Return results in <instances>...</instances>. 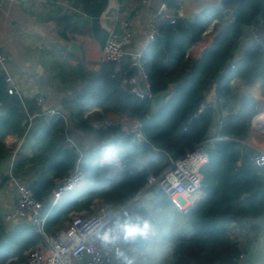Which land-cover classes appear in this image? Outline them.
Instances as JSON below:
<instances>
[{
	"label": "trees",
	"instance_id": "16d2710c",
	"mask_svg": "<svg viewBox=\"0 0 264 264\" xmlns=\"http://www.w3.org/2000/svg\"><path fill=\"white\" fill-rule=\"evenodd\" d=\"M110 0H46L50 5L47 19L56 23L58 34L70 40L69 34H83L104 45L110 31L100 17ZM123 1V0H120ZM220 8H206L193 19L175 17L172 23L161 22L155 39L139 57L147 74L151 95L169 91L164 103L153 110L151 97H140L124 83L125 73L133 63L103 62L98 71L86 69L83 62L75 66L66 61L74 55L65 46L39 50L40 62L52 80L72 90L61 110L70 114L78 126L88 128L85 111L99 107L104 113H124L141 122L143 139L113 126L98 131L120 152L119 176H109L101 165L104 150L100 146L80 164L87 182L72 190L53 205L51 196L57 181L69 175L79 155L62 141L66 128L63 116L46 117L35 98L24 97L10 88L7 75L0 71V189L9 178V171L31 188L42 202L46 219L44 230L54 232L74 211L89 209L95 199L104 205H125L146 186L147 178L159 175L172 161L194 145L204 143L207 160L200 168L202 197L184 213L189 233L177 237L172 250L173 264H237L236 259L251 252L260 235L264 218V177L252 162L254 149L246 144L253 122L262 109L260 100L250 94H237L231 84L241 79L246 85L259 80L264 96V42L245 50L239 60L235 52L244 27L264 18V0H220ZM167 6L177 8L176 0ZM231 9L234 18L216 33L210 47L199 58L188 51L200 41L213 18L223 19ZM233 67L222 75L226 65ZM132 74L127 75V80ZM215 89L216 105L207 103V95ZM238 105V108H235ZM225 115L217 123L215 136L210 130L219 110ZM23 139L13 159L8 135ZM33 149L29 156L27 151ZM121 173V175H120ZM152 207L138 209L129 205L132 217L146 218L150 210L174 206L162 191L151 200ZM180 213V212H179ZM248 225L246 242L232 238L236 228ZM41 234L24 224L9 230L0 216V264L36 246Z\"/></svg>",
	"mask_w": 264,
	"mask_h": 264
},
{
	"label": "crops",
	"instance_id": "0c3cea01",
	"mask_svg": "<svg viewBox=\"0 0 264 264\" xmlns=\"http://www.w3.org/2000/svg\"><path fill=\"white\" fill-rule=\"evenodd\" d=\"M178 3L177 8L167 7L166 13L175 16L177 12L178 17L193 19L202 10L206 8H220V0H176ZM167 0H110L107 10L100 17V22L104 28L110 32H114L116 28L128 29L133 33L131 44L127 47L128 55L121 59V63L117 66V70L121 69L122 64H126L128 56L134 60V56L141 55L146 46L150 42L151 25L153 14L158 11L161 5ZM50 12V5L46 0H3L2 7L0 8V50L6 55L8 64V74L15 82L16 88L21 96L35 98L37 106L44 110H58L64 113L66 119V128L62 141H71L72 147L79 155V162H81L100 146L108 142L98 133L101 129H95L92 121L105 120L108 118L118 120L122 117H127L124 113H113L104 111L99 107H90L85 111V118L88 128L78 126L72 119L70 114L62 111V103L69 98L72 90H63L66 85L52 80V75L49 74L45 67L40 62L39 50L44 47L50 46H65L69 51V45L72 41L78 42L80 46V54L72 53L74 56L66 62L75 66L79 62H83L86 69L98 71L103 62L102 47L98 40L88 35L83 34H69L70 40L62 38L57 30L56 23L47 19ZM234 15L218 20L213 18L208 29L204 33L202 39L196 43L189 51L188 56L196 59L201 56L203 51L210 47L214 41L217 32L222 30L227 21H231ZM262 16L256 18L257 22ZM264 42V30L255 35L249 28V25L244 27L241 42L235 52V60H239L246 49L251 45ZM1 71V70H0ZM130 79V78H129ZM128 79V80H129ZM260 81L257 80L251 85H246L241 79H234L232 85L237 94H250L254 98L260 100L264 106V96L260 88ZM128 84H130L128 82ZM131 85V84H130ZM66 88V87H65ZM42 97V104L38 103V98ZM166 96L164 97V99ZM207 103L216 105L215 89H211L207 95ZM235 108H238L236 105ZM225 111L220 109L218 116L214 119L213 126L210 130V140L218 139L215 136L217 123L220 118L224 116ZM257 123V120H256ZM257 124L251 126L246 144L264 149V134L258 129ZM8 146L13 147L14 150L18 147L19 143H23V139L16 135H8L5 139ZM113 144V143H111ZM250 146V147H251ZM252 148V147H251ZM104 150V149H103ZM120 152L116 150L115 145L112 151L104 150V156L101 159V165L109 169L110 177L119 176L121 166ZM27 154L31 156L33 149H29ZM121 175V173H120ZM153 187L148 188L146 191L152 190ZM157 195V194H156ZM130 200L128 205L132 202L138 204V209L151 208V200ZM202 197V192L196 197L195 202ZM17 201L16 195L5 186L0 189V216L9 230L24 224L29 225L27 220L14 219L6 221L5 216L14 211V206ZM100 199H95L89 209H82L74 211V213H93L95 211L103 210L105 207ZM155 211V210H154ZM180 212V213H179ZM179 215L184 216V213L178 210ZM68 217V219L70 218ZM142 219L143 217L140 216ZM66 219L65 222L68 220ZM186 219V217H185ZM64 222V223H65ZM261 231L257 240L252 245L251 251L262 254L264 252V218L260 221ZM248 225L236 228L238 234L241 231L245 234V238L240 240L242 243L247 239ZM26 253V252H25ZM24 253V256H25ZM260 258V257H259ZM22 259L17 256L13 257L4 264H20Z\"/></svg>",
	"mask_w": 264,
	"mask_h": 264
},
{
	"label": "built area",
	"instance_id": "2783aa9c",
	"mask_svg": "<svg viewBox=\"0 0 264 264\" xmlns=\"http://www.w3.org/2000/svg\"><path fill=\"white\" fill-rule=\"evenodd\" d=\"M2 3L3 0H0V8ZM167 7V3L164 2L160 9L153 14L150 41L155 39L162 21L165 19L170 20L172 23L175 21L176 16L165 12ZM249 28L255 35L260 34L264 30V18L262 17L257 22L251 23ZM132 39L133 33L128 29H123L121 35L110 32L109 38L102 47V59L106 62H120L124 56L128 55L127 47L131 44ZM139 57L140 55L134 56L133 63L138 64L147 83V88H149L147 74L143 64L139 61ZM0 70L7 75L8 86L19 93L15 82L8 74L6 55L1 50ZM127 82L131 84V90L137 96L142 98L151 96L150 91L144 93L139 89L137 80L133 75ZM42 102L43 98L39 97L38 103L42 104ZM41 113L46 117L54 115L65 117L64 113L58 110H43ZM253 124L259 125L258 129L264 134V106H262L261 112ZM92 125L95 129L118 126L127 134H135L139 140L144 138L141 132V122L129 117H122L118 120L111 118L96 120L92 121ZM65 145L72 147L71 141L68 140H66ZM20 146L21 143L13 150V159L17 151L20 150ZM249 146L251 145L249 144ZM251 147L255 151L252 155V162L259 168L264 177V149ZM102 148L106 151H112L114 144L105 143ZM206 160L207 154L204 143L194 145L184 153V157L181 156L172 161L159 175L149 176L144 190L153 187L155 184L159 185L161 191L168 196L179 211L187 212L195 203L196 197L201 193L202 175L200 168ZM9 175L5 187L15 193L17 201L14 211L7 214L5 220H27L42 236L36 246L26 251L20 264H115V249L109 250V248L102 246L97 239V233L111 228L122 235L121 225L138 223L137 217L140 216L133 218L128 204L118 207L106 206L103 210L89 214L74 213L62 227L48 233L44 230L46 214L42 202L34 196L27 183L14 176L11 170ZM87 180L86 174L80 167V162H77L69 175L57 181V186L51 196L52 204L55 205L62 201L69 192L84 185ZM136 198L134 197L133 200H136ZM125 212L129 214L127 217L124 215ZM125 245L126 243L122 242L119 247L124 251ZM246 258L247 255H240L236 259L237 264H244Z\"/></svg>",
	"mask_w": 264,
	"mask_h": 264
},
{
	"label": "rangeland",
	"instance_id": "374dc122",
	"mask_svg": "<svg viewBox=\"0 0 264 264\" xmlns=\"http://www.w3.org/2000/svg\"><path fill=\"white\" fill-rule=\"evenodd\" d=\"M143 220L149 221L154 229L146 239L137 238L125 245V252L138 258L139 264H173L172 250L177 237L189 233V223L179 215L175 206L164 209L150 210ZM232 233V238L242 240L245 234L241 231ZM256 264H264V252Z\"/></svg>",
	"mask_w": 264,
	"mask_h": 264
},
{
	"label": "clouds",
	"instance_id": "9594fccd",
	"mask_svg": "<svg viewBox=\"0 0 264 264\" xmlns=\"http://www.w3.org/2000/svg\"><path fill=\"white\" fill-rule=\"evenodd\" d=\"M125 217L129 214L124 213ZM138 223L129 224L125 223L120 226L121 234H118L115 229H106L103 232L97 233V239L102 246L109 248V250L115 249V264H139V260L134 255H129L123 251L119 245L134 241L137 238L146 239L150 234H154L155 229L153 225L140 217H137Z\"/></svg>",
	"mask_w": 264,
	"mask_h": 264
},
{
	"label": "water",
	"instance_id": "95a60500",
	"mask_svg": "<svg viewBox=\"0 0 264 264\" xmlns=\"http://www.w3.org/2000/svg\"><path fill=\"white\" fill-rule=\"evenodd\" d=\"M224 14L226 17H229L230 15L233 14V11L231 9H226L224 11ZM177 15V12H175V16ZM117 35H121L123 32L122 28H116L114 31ZM69 51L76 53V54H80V46L78 44V42L76 41H72L69 45ZM232 64L228 63L222 73V75L220 76V78H222L224 75H226L227 73H229V71L231 70ZM132 74L138 83V87L139 89L144 92V93H148L150 90L149 88H147V83L143 77V74L138 66L137 63H133L130 68L128 69V71L125 73L124 76V83L127 82V75ZM169 94V91H165V92H160L158 94L155 95H151V99H152V107L153 110H157L158 108H160L162 106V104L164 103V97L167 96ZM182 157H184V154L182 155ZM159 192H161L160 186L155 184L152 188V190L146 191L143 190L142 192H140L136 197V200L139 198L141 200H149L152 197H154L156 194H158ZM260 254H258L257 252L251 251L248 255L247 258L245 260L244 264H256L257 260L259 259Z\"/></svg>",
	"mask_w": 264,
	"mask_h": 264
}]
</instances>
